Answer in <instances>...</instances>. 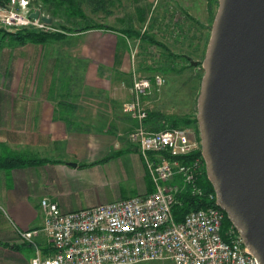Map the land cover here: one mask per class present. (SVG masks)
Returning <instances> with one entry per match:
<instances>
[{
    "label": "crops",
    "instance_id": "1",
    "mask_svg": "<svg viewBox=\"0 0 264 264\" xmlns=\"http://www.w3.org/2000/svg\"><path fill=\"white\" fill-rule=\"evenodd\" d=\"M56 64L29 63L8 49L0 54L1 83L9 89L15 83L24 86L23 91H0L1 150L48 159L0 168V264H31L36 246L44 253L50 250L42 231L33 243L21 240L17 231L40 229L43 197L61 211H73L154 189L145 159L128 139L137 121L122 112L125 97L107 99L98 91L102 81H93L88 70L82 82L72 83L62 72L64 65ZM57 71L63 80L56 77L58 90L51 91ZM32 74L36 90L26 91L24 81ZM152 122L158 123L145 125L151 128Z\"/></svg>",
    "mask_w": 264,
    "mask_h": 264
},
{
    "label": "built area",
    "instance_id": "2",
    "mask_svg": "<svg viewBox=\"0 0 264 264\" xmlns=\"http://www.w3.org/2000/svg\"><path fill=\"white\" fill-rule=\"evenodd\" d=\"M28 0L18 7L0 3L4 24H29ZM40 27L42 26L39 25ZM165 82L161 74L136 77L130 98L122 111L137 121L128 133L129 141L143 156L154 189L145 194L111 202L61 211L55 201L40 199V229H18L25 242H34L42 231L50 250L35 247L31 264H135L169 260L172 264H259L240 234L231 224L223 227V210L216 205L192 209L182 220H175L172 205L176 194L188 187L202 194L196 179L202 162L199 136L191 128L150 129L145 125L147 112L143 96ZM200 151L189 162L174 156ZM215 193L208 200L215 201Z\"/></svg>",
    "mask_w": 264,
    "mask_h": 264
},
{
    "label": "rangeland",
    "instance_id": "3",
    "mask_svg": "<svg viewBox=\"0 0 264 264\" xmlns=\"http://www.w3.org/2000/svg\"><path fill=\"white\" fill-rule=\"evenodd\" d=\"M3 1L4 3H0L16 8L20 0ZM75 1L78 2V12L58 0H28V13H26L28 17L31 12L39 11L40 15L50 17L51 22L45 23L40 16L31 18L37 22L32 21L29 24H4L0 21V54L8 49L13 54L20 53L22 57H26L29 63L33 60L53 61L57 63L56 65L62 63L64 65L62 72L76 84L83 81L88 70L93 81H102L98 91L107 94V99L108 95L116 98L123 96L124 102L131 96L130 87L134 75L144 77L161 74L165 79L163 85L158 90L153 88L143 96V106L147 115L150 111H156L163 118L193 119L203 73L201 61L218 0H212L211 5L207 0ZM88 25L99 27L91 28ZM20 29L61 33L62 37L45 43H33L40 44L34 46L32 42L14 43L2 33V31L16 32ZM127 29L136 30L141 35L146 34L152 37L155 43L138 38L136 35L126 38L121 31ZM34 56L36 58L33 59ZM190 59L197 64L193 65ZM58 72L54 74L53 82L49 87L51 91L58 90L55 84L56 77L60 75ZM59 78L63 80L62 75ZM34 80L32 74L24 81V85H27L26 91L36 90ZM70 81L66 80V83H71ZM5 86L0 81V91L4 90ZM7 87H5L7 91L24 90L23 85L19 84L17 87L16 83L10 89L9 85ZM116 101L115 99L114 102ZM124 102H120L121 110ZM157 122L162 124L163 128L170 127L163 119ZM135 126L136 124L132 129ZM179 126L191 128L194 134L199 136L197 123L181 122ZM1 147L0 144V154L4 155L7 151L1 150ZM135 264H172V262L144 261Z\"/></svg>",
    "mask_w": 264,
    "mask_h": 264
},
{
    "label": "water",
    "instance_id": "4",
    "mask_svg": "<svg viewBox=\"0 0 264 264\" xmlns=\"http://www.w3.org/2000/svg\"><path fill=\"white\" fill-rule=\"evenodd\" d=\"M39 16L51 22L29 14ZM201 66L195 118L206 176L264 264V0H218Z\"/></svg>",
    "mask_w": 264,
    "mask_h": 264
},
{
    "label": "trees",
    "instance_id": "5",
    "mask_svg": "<svg viewBox=\"0 0 264 264\" xmlns=\"http://www.w3.org/2000/svg\"><path fill=\"white\" fill-rule=\"evenodd\" d=\"M61 1L64 4H67L69 7L75 9L77 12L79 11L78 8V2L75 0H58ZM99 2L103 0H97ZM208 3L211 5L212 0H207ZM0 2H3V0H0ZM88 27H99L97 25H88ZM108 28V27H105ZM1 32V31H0ZM4 36H8L10 40L17 44H25L27 42L32 43H45L51 39H59L62 37L61 33H52V32H46L44 30H34V29H20L16 32H8V31H2ZM122 35H124L126 38L136 35L138 38H143L148 40L150 43H155V40L152 37H149L146 34H140L136 30L133 29H127L124 31H121ZM159 119H163L164 123H168L170 127H180L179 123H190L195 122L196 118L195 116L193 119L184 118V117H165L163 118L160 113L156 111H150L148 112L147 118L145 119V122L148 120H154L158 121ZM162 124H154L152 122V126L150 129L158 130L163 128ZM113 154L108 155L105 159H108ZM195 155H200V151L194 154L185 155V156H174L175 158H179L184 162H189ZM48 159L45 158H39L32 156L26 152H6L4 155H0V168L3 169H12L14 167H20V166H27L30 164L35 163H42L46 162ZM203 162V159H202ZM197 185L202 189V194H192L188 187H185V189L178 194H176V202L172 205V212L174 215L175 220L179 221L182 220L184 215L189 212L192 209H198L202 207H206L208 205H214V200H208V194L213 193V188L206 176L205 172V166L204 163L202 164L199 174L196 179ZM228 225H231V222L226 217V214L224 213L223 218V227H227Z\"/></svg>",
    "mask_w": 264,
    "mask_h": 264
}]
</instances>
